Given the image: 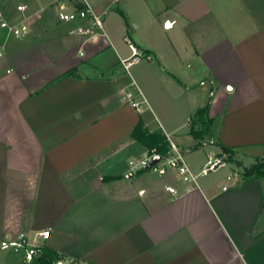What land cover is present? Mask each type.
<instances>
[{"label":"crops","instance_id":"obj_1","mask_svg":"<svg viewBox=\"0 0 264 264\" xmlns=\"http://www.w3.org/2000/svg\"><path fill=\"white\" fill-rule=\"evenodd\" d=\"M15 1L30 29L0 36V240L49 231L42 246L86 264H264V176L244 178L241 158L264 156V0ZM86 6L104 18L92 36L72 33L91 28ZM130 43L153 59L124 70ZM208 104L211 135L197 140L190 122ZM140 123L178 145L195 183L129 171L148 151ZM225 147L243 170L200 179ZM0 264L36 263L2 252Z\"/></svg>","mask_w":264,"mask_h":264},{"label":"built area","instance_id":"obj_2","mask_svg":"<svg viewBox=\"0 0 264 264\" xmlns=\"http://www.w3.org/2000/svg\"><path fill=\"white\" fill-rule=\"evenodd\" d=\"M65 1L75 3L76 0H57L54 4L55 7L62 5ZM28 5L19 4L15 8V12L22 15L20 19H11L10 14L5 12L3 8L0 7V29H7L8 32L16 37L22 38L29 33V16L27 15ZM83 13L86 15L91 24L90 29H85L84 27L75 28L72 33L81 36H92L97 31H103L104 29V18L101 15L96 14L91 8H83ZM42 13L35 12L33 17L40 18ZM78 18V13L76 12H66L62 13L61 19L65 23H73ZM131 56L125 60L121 61V65L124 70H129L132 66L139 64L143 60H152L153 56L139 49L134 44L130 43ZM3 56V50L0 49V57ZM125 98L127 103L133 108L138 110L140 104L135 100L134 95L131 92L125 93ZM156 157H160L159 161H155ZM215 161V162H214ZM213 162H210L206 166L202 174H207L212 166L219 162L224 165V161L221 158H216ZM129 171L132 173L148 171L157 176L167 175L169 172H174L180 181L186 185L193 184L197 181L199 175H196L190 169L188 163L186 162L184 155L177 144L169 142V148L166 153L159 154L155 149L147 151V153L142 158L131 159L128 163ZM167 190L173 196L179 194V190L174 186H167ZM49 231H42L36 233L33 236H29L27 233H19L14 237L7 236L6 238L0 240V253L7 252L17 255L22 258L24 262L32 263L39 257L41 253L40 240H45L49 236ZM55 264H86L83 262L75 261L67 257H60Z\"/></svg>","mask_w":264,"mask_h":264},{"label":"trees","instance_id":"obj_3","mask_svg":"<svg viewBox=\"0 0 264 264\" xmlns=\"http://www.w3.org/2000/svg\"><path fill=\"white\" fill-rule=\"evenodd\" d=\"M210 105L200 108L193 115L190 122V132L197 140H206L211 135L212 118L209 115ZM132 136L148 151L155 149L159 154H164L169 148V140L163 133H151L143 128L140 123ZM226 154L232 155L229 148H224ZM224 162H233V159H224ZM244 178H260L264 176V156L258 158L257 161L250 167L245 168L243 173ZM64 257L56 251L45 246L41 248V253L34 262L36 264H55L60 258Z\"/></svg>","mask_w":264,"mask_h":264},{"label":"rangeland","instance_id":"obj_4","mask_svg":"<svg viewBox=\"0 0 264 264\" xmlns=\"http://www.w3.org/2000/svg\"><path fill=\"white\" fill-rule=\"evenodd\" d=\"M3 2H6V4H7L6 7L9 9V10H5V12L11 13L10 16H12V15L14 16V14H15V9L14 8H15L17 2L15 0H12V1L0 0V4L1 5L3 4ZM12 11H13V13H12ZM14 18L15 19H20L18 16H15ZM3 32L4 33L8 32V30L7 29H0V36L2 35ZM9 36L11 38H13V36L11 34H9ZM130 92L134 95V97H136V93H135L136 91H135L134 88H131ZM206 139H208V138H206ZM215 150L216 149H215L214 146H212L210 144H207L205 147H203V149H201V152H198L197 154H193L191 156V158L193 157L195 161H196V159L200 160L201 156L203 157L205 155L204 151L205 152H208V151H212L213 152ZM241 158H242V161H243V163H244V165L246 167H250L256 162L255 157H250V155H248L246 157H241ZM226 159H233V161H234V156L233 155H227ZM213 161H214V157H212V162ZM240 169L241 168L236 163H228L227 162V163H224V165H220L219 168L216 171H213L210 175L207 174L206 176H201L200 179H208V180H212L213 182H218V181H221L225 176H227V174H233L235 171L238 172ZM241 170H243V169H241ZM244 171H245V169H244Z\"/></svg>","mask_w":264,"mask_h":264},{"label":"water","instance_id":"obj_5","mask_svg":"<svg viewBox=\"0 0 264 264\" xmlns=\"http://www.w3.org/2000/svg\"><path fill=\"white\" fill-rule=\"evenodd\" d=\"M160 160V157H156L155 158V161H159ZM221 164L219 162H216L211 169H209L208 172H211L212 170H216Z\"/></svg>","mask_w":264,"mask_h":264}]
</instances>
